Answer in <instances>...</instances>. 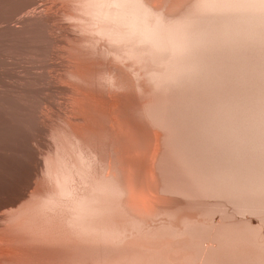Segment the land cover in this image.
Returning a JSON list of instances; mask_svg holds the SVG:
<instances>
[{
    "label": "rangeland",
    "instance_id": "1",
    "mask_svg": "<svg viewBox=\"0 0 264 264\" xmlns=\"http://www.w3.org/2000/svg\"><path fill=\"white\" fill-rule=\"evenodd\" d=\"M48 1L39 0L37 4L39 9L48 6ZM56 1L64 3L65 0ZM188 1L191 0H147V5L150 8H146L142 1L137 2L138 5L131 2V13L135 12L129 17L131 23L133 16L139 17L134 19L136 26L133 25L134 23L132 24L136 29L128 25L130 29H133V33L130 32L131 36L142 38V41L137 43L135 47L145 52L143 54H147L148 59L151 56L149 61L154 66L159 60L161 62L156 68L161 70L163 67L162 72L153 73L154 75L152 74L151 77L153 79L156 77L155 81H159L158 83L169 88H174L175 91L191 92L190 98L194 101L196 98L197 102L190 101L195 105H193L194 112L191 103L190 106H185V110H187L186 107H190L191 109L188 108L187 112L190 110L189 114L195 120L206 121L209 124L210 128L208 127L207 133L209 137L204 141L205 146L210 147V159L207 163L211 169L209 174L200 172L198 175L195 174L196 176H189L182 168L170 145L163 142V131L153 124L156 118L153 116L154 119H150L153 118L150 115L151 107L148 112L149 116H147L146 105L149 99L148 93H151L152 81L148 78L146 70L141 67L142 65L140 66L139 63L133 62L131 59L123 62L111 59L109 56L100 54L99 50L93 52L90 49L91 53L90 51L86 52V45L72 39V32L75 30L73 26H69L66 33L52 26L50 30H47V33L49 31L51 33H48V45H51L54 40L59 45L56 43L53 46V43L51 46L54 49L47 46L48 50L52 48L50 51L53 53H50L51 56L49 55L50 51L46 50L45 61L43 56H40L42 59L38 57L39 61L38 58L30 61L29 58L20 57L8 65L14 80L18 81L24 77L31 78V80L35 78L33 81L38 84L36 82L32 84V89H35L34 86H36L33 92L35 100L33 98L34 103L32 102V107L36 106V109L31 107L30 115L27 114L28 116L25 115L26 117L20 118V121L23 122L12 145L14 153H12L13 151L5 153V150L1 152L0 209L8 203H16L22 209L24 204L32 205L36 202L40 193L56 192L61 200L50 203L46 221L47 264H264V237L261 235L264 232V0H216L217 2L212 0L211 3L209 0H198L199 2L193 0L194 2L191 1V3L193 2L194 7L191 6V9L192 7L195 9H192V13H195L196 9L199 12L197 11L192 18V13H189L191 11L187 10L188 7L190 9L191 5ZM203 1L206 4L203 3L202 7L199 3ZM152 6L159 7L160 10L152 9ZM195 6L204 8L203 12ZM48 12L56 13V9L52 7ZM199 14L203 15L200 17ZM140 15L143 18L141 21H139ZM56 18L54 23L59 22L60 18ZM135 20L139 21H136L139 25L136 24ZM128 21L130 22V20ZM141 28L142 30H140ZM181 29H190V33L200 39L208 36L211 38L224 36V38L221 44L197 42L192 36V41L181 42L183 37H189V33L184 36ZM50 37L54 40L51 41ZM175 37L181 41H172ZM60 42H62L61 45ZM95 48L99 49L98 46ZM133 57L135 58V56ZM155 59L157 60L155 61ZM187 59L188 62H186ZM18 60L19 62H17ZM135 60L139 61L138 57ZM166 60L182 61L185 66L191 67L177 69V67L165 65ZM35 61L38 63L41 61V63L34 64ZM63 62L66 64L64 65ZM59 63L63 64L59 65ZM72 63L78 66V71L84 76V80L75 79L70 75L69 71L73 70ZM40 65L42 66L40 67ZM58 65L61 69L57 67ZM221 67L223 68L221 69ZM23 68L25 71L28 69L29 71L25 72ZM203 68L204 70H202ZM163 69L165 72L170 69L169 72L172 75L168 73V76L167 72L166 74L163 72ZM109 72L124 83L123 88L108 89L106 77ZM189 72L191 73L190 76ZM49 75L52 76L51 80L48 79L50 78ZM22 76L24 77L21 78ZM175 76L181 77L182 80ZM197 76L198 78H196ZM46 78L47 81H45ZM190 78L191 81H189ZM169 79L170 81H168ZM51 81L58 83L53 85L54 83ZM178 81H181V84ZM205 81L208 83L206 84ZM164 82L166 83L164 84ZM173 82H176V85ZM226 82L227 84H225ZM215 83L218 85H214ZM169 84L173 86L171 87ZM192 84L197 86L191 89ZM198 86L201 87L198 88ZM218 86L219 88H217ZM47 87H52L50 93L43 92L49 90ZM202 87L210 94L208 98L206 96L208 94L204 92ZM211 87L213 88L211 89ZM39 89L41 90L39 91ZM139 89L144 91L143 96H140ZM200 90L205 95L202 92L199 93ZM155 92L152 99H156L159 95L158 90ZM159 93L161 94V92ZM216 94L218 95L217 98ZM52 96L53 98H51ZM199 97H202V102ZM258 100L260 103L257 102ZM37 102H41L43 106L41 103L35 105ZM256 102L263 108L259 109V104L255 107ZM39 105L42 107L39 108ZM180 107L183 109V104H180ZM37 112L39 116L36 114ZM41 116L43 117L41 118ZM255 118L257 119L255 120ZM233 121H239L236 122L238 135L241 136L242 134L248 138L240 145V155L254 154L253 163H249V166L246 167L244 165L246 162L242 161L238 168L240 171L241 166V172L244 171L248 175L231 172V167H229L231 163L228 164L219 155L220 153L231 155L233 152V136L230 135ZM217 124H220V127H217ZM27 126L28 128L25 130ZM247 127L253 128L254 131L246 132L245 128ZM28 130L34 134L30 131L29 134ZM74 135H80L82 139L87 140V144L90 142L95 150L98 157L94 166L96 175L100 174L106 164L109 163V167L124 187L122 193H114L111 189L113 194L108 193L106 188L99 189L101 186H97L95 192H93L94 188H92L93 190L87 188L86 192L92 191L90 196L85 193L86 198L83 196L79 200H73L76 189L70 188L65 183H60L58 179L53 178L52 174L49 178L45 174L43 175L45 165H48L51 171L55 169V159L59 154L70 161L76 160V152L72 142ZM178 137L180 140L185 135L179 133L176 137L177 140ZM241 139L244 140L245 138ZM220 174L222 175L220 176ZM246 175L251 176L252 181H246ZM163 185L168 186L170 190H163ZM100 190L103 192L100 193ZM104 191L109 196L105 195L107 193ZM30 192L32 193L31 196L26 197ZM96 193L98 196L91 197ZM21 219L22 215L19 214L17 220ZM34 221L35 223L39 222V214L36 212H34ZM217 231H220L218 240L216 239ZM17 234L19 233L17 232ZM20 234L22 233L20 232ZM225 239H227L226 243H224ZM217 241L220 245H217ZM15 246L20 251L21 256L23 253V256L19 258L22 262L20 260L19 262L22 264H30L28 262L41 264L39 256L41 247L38 240L18 239L15 241ZM5 247V244H0V250Z\"/></svg>",
    "mask_w": 264,
    "mask_h": 264
},
{
    "label": "bare ground",
    "instance_id": "2",
    "mask_svg": "<svg viewBox=\"0 0 264 264\" xmlns=\"http://www.w3.org/2000/svg\"><path fill=\"white\" fill-rule=\"evenodd\" d=\"M142 1V4H144L147 7H149L147 5V0H65L62 2H57L56 0H49L47 2L48 6H43V9H39L38 7V2L39 0H0V160L2 159L1 157V152L5 150V153H10L11 151H13L12 153H14V149L12 147L13 142H15V139L18 135V130L19 127H21V122L20 118H22L23 116L29 114L30 112H32V102L34 95L33 92L36 89H32V84H35V82L33 81V78L31 80L28 79L27 77L22 76L21 78L23 79H19L14 80L11 74V69H9V64H12L14 60L21 58H29V60L34 61L33 59H37L40 56H45V54H47L46 50H48L47 46L52 47L51 45H54L56 43H58L56 41V43L54 42L55 40L52 39L51 37V41L54 40L53 42H51V45H48V41H49V35L48 33H50V31L47 33V30H50L51 26L52 27H57L59 30H61L62 32L66 33V30H69V26H73L75 30H73V40L75 42H79L82 45H86V52L90 51V49L93 52H96L99 50L100 54H103L105 56H109L111 57V59H116L120 62L126 61V60H132L133 62L139 63L141 67H143L146 70L147 76L148 78L151 79L152 81V89H151V93L149 94V99H148V103H147V110H146V114L147 116H149V108L151 107V114L152 117L154 116L156 118L155 121H153V124L157 125V127H159L162 131H163V142H165L166 144H169L171 149L174 151L176 158H178L179 162L182 165V168L186 171V173L189 176L192 175H198L200 172L202 173H207L209 174V166L207 165L209 159H210V147L205 146V139L209 137L208 133V127L209 124L206 122H202V121H197L195 120L192 115H190L189 111L187 112L188 108L190 107H186L187 110H185V106L187 105H191L194 100L190 98V93L189 91H175L174 88H169L168 86L162 85V83H158L157 81H155L154 79L156 78H152L151 75L153 73H160L162 72V68L161 70H159V68H156V66L158 65V63H161L158 61L157 65L154 66L153 63H151L150 58L148 59L147 54L144 55L142 50L138 49V47H135L137 45V43H139L140 41H142V38H139L137 36H131L132 34H130V32L132 31L133 33V29H130V26L135 25L134 23V19H138V17L135 15V17L133 16L132 20L133 22L131 23V18L129 19V17L131 16V14H135L131 13V9H130V5L131 2L137 3ZM193 1V0H191ZM188 1L190 5V9L188 7L187 10H190L192 13V9L194 5H192V2ZM202 1V0H200ZM212 0H209V2ZM229 1V0H228ZM259 1V0H257ZM261 1V0H260ZM150 2V1H149ZM196 2H199L198 0ZM208 2V1H207ZM209 2L207 3L209 5ZM215 2H217L215 0ZM221 2V1H220ZM225 2V1H224ZM264 2V1H263ZM151 3V2H150ZM149 3V4H150ZM204 1L202 3H199V5L201 4V6L203 7ZM211 3V2H210ZM240 3V2H239ZM260 3V2H259ZM140 4V3H139ZM206 4V2L204 3V5ZM215 4V3H214ZM44 5V4H43ZM133 5V4H132ZM138 5V3H137ZM136 5V6H137ZM195 5H198L195 3ZM213 5V3H212ZM251 5V4H250ZM261 5V4H260ZM259 5V6H260ZM263 5V3H262ZM135 6V5H133ZM188 6V5H187ZM191 6L192 9H191ZM217 6V5H216ZM223 6V5H222ZM228 6V5H227ZM239 7V5H237ZM258 6V5H257ZM264 6V5H263ZM54 7L56 9V13H49L48 10L50 8ZM196 7V6H195ZM202 7H196L199 10H201V12H203L202 10L204 8ZM205 7V6H204ZM134 8V7H133ZM150 8V7H149ZM152 9H156V10H160L159 7L156 8V6H152ZM202 8V9H201ZM207 8V5H206ZM227 8V7H226ZM230 8V7H229ZM240 8V7H239ZM184 10V8H182ZM181 9V10H182ZM238 9V8H237ZM262 9V8H261ZM264 9V8H263ZM53 10V9H52ZM135 10V9H134ZM142 10V9H141ZM147 10V9H146ZM179 10V11H181ZM209 10V8H208ZM232 10V9H231ZM133 11V10H132ZM137 11V10H136ZM139 11V10H138ZM194 11V10H193ZM196 12L198 11L197 9L195 10ZM264 11V10H263ZM150 12V10H149ZM186 12V11H183ZM195 13H192L191 18L194 16ZM199 12V11H198ZM205 12V11H204ZM139 13L141 14V12L139 11ZM144 13V12H143ZM181 13V12H180ZM145 14V13H144ZM165 14V13H163ZM143 15V14H142ZM139 18L141 21L142 18ZM166 15V14H165ZM178 15V14H176ZM182 16V14H180ZM190 15V14H189ZM203 14H199V16L201 17ZM170 16V14H169ZM175 16V15H174ZM180 16V17H181ZM56 17L60 18L59 22L54 23L55 19H57ZM179 17V16H177ZM198 17V18H200ZM165 18H168L165 16ZM196 18V17H195ZM145 19V16H144ZM147 19V18H146ZM171 19V18H169ZM168 19V20H169ZM130 20V22L128 21ZM160 20V19H159ZM189 20H191L189 18ZM138 20H135V22ZM138 21V22H139ZM167 22V20H165ZM131 23V24H130ZM134 23V24H133ZM141 23V22H140ZM155 23V22H154ZM130 26H129V25ZM133 24V25H132ZM137 24V22H136ZM142 24V23H141ZM147 24V23H146ZM145 24V25H146ZM153 24V23H152ZM139 25V23L137 24ZM136 26V25H135ZM142 26V25H141ZM147 26V25H146ZM145 26V27H146ZM150 26V25H149ZM134 27V26H133ZM131 27V28H133ZM135 28V27H134ZM136 29V28H135ZM144 29V28H143ZM260 29V28H259ZM67 30V31H68ZM138 30V29H137ZM142 30V28L140 29ZM182 33L184 34V36L186 34H188L189 37L185 38L183 37L182 41L179 40V38H173L172 41H192V37L197 41H203V43H210V44H221L224 36H218V37H207L204 39H200L195 37L192 33H190V29H181ZM52 31V30H51ZM139 31V30H138ZM253 31V30H252ZM259 31V30H258ZM143 32V31H142ZM145 32V31H144ZM155 32V31H153ZM135 33V32H134ZM140 33V32H139ZM138 33V35H139ZM152 33V32H151ZM51 34V33H50ZM149 34V33H148ZM176 34V33H175ZM252 34V33H251ZM69 35V34H68ZM72 35V34H71ZM134 35V34H133ZM150 35V34H149ZM152 35V34H151ZM247 35V34H246ZM192 36V37H191ZM57 37V36H56ZM61 37V36H59ZM246 37V36H245ZM244 37V38H245ZM250 37V35H249ZM54 38V37H53ZM146 38V36H145ZM253 38V37H252ZM58 39V38H56ZM61 39V38H60ZM70 39V38H69ZM162 39V38H161ZM247 39V38H246ZM63 40V38H62ZM148 40V37H147ZM155 40V38L153 39V41ZM245 40V39H244ZM249 40V39H248ZM60 41V40H59ZM102 41V43H100ZM246 41V40H245ZM158 42V41H156ZM236 42V41H235ZM239 42V41H238ZM248 42V41H247ZM62 42H60L61 45ZM240 43V42H239ZM162 44V43H161ZM59 45V43L57 44ZM243 45V44H242ZM95 46H98L99 49H96ZM49 47V48H50ZM58 47V46H57ZM57 47H55L57 49ZM247 47V46H246ZM53 48V47H52ZM52 48H50V50H52ZM59 48V47H58ZM62 48V47H61ZM60 48V49H61ZM54 49V48H53ZM72 49V48H71ZM237 49V48H236ZM48 50V51H50ZM240 50H242L240 48ZM247 50V48H246ZM61 51V50H58ZM150 51V50H149ZM153 51V50H152ZM243 51V50H242ZM245 51V50H244ZM52 51L49 52V55H51ZM63 52V51H61ZM154 52V51H153ZM164 52V51H163ZM166 52V51H165ZM202 52V51H201ZM239 52V51H238ZM250 52V50H249ZM53 53V52H52ZM60 53V52H58ZM64 53V52H63ZM91 53V51H90ZM152 53V52H151ZM160 53V52H159ZM205 53V52H204ZM247 53V52H246ZM61 54V53H60ZM161 54V53H160ZM196 54V53H195ZM47 55V56H49ZM57 55V53L55 54V56ZM193 55V54H192ZM212 55V54H211ZM241 55V54H240ZM243 55V54H242ZM247 55V54H246ZM52 56V55H51ZM54 56V57H55ZM68 56V55H67ZM135 56V58L133 57ZM156 56V55H155ZM191 56V55H190ZM208 56V55H207ZM50 57V56H49ZM47 57V58H49ZM58 57V56H57ZM72 57V56H71ZM138 57L139 61H136L135 59ZM153 57V54H152ZM197 57V56H195ZM201 57V56H200ZM204 57V56H202ZM245 57V56H244ZM243 57V58H244ZM31 58V59H30ZM41 58V57H40ZM46 58V59H47ZM52 58V57H51ZM61 58V57H60ZM158 58V57H157ZM174 58V57H173ZM177 58V57H176ZM185 58V57H184ZM193 58V57H192ZM241 58V57H240ZM246 58V57H245ZM42 59V58H41ZM57 59V58H55ZM59 59V58H58ZM63 59V58H62ZM69 59V58H68ZM154 59V58H153ZM166 59V58H165ZM164 59V60H165ZM172 59V57H171ZM179 59V58H178ZM189 59V58H188ZM188 59L186 62H188ZM219 59V58H218ZM224 59V58H223ZM21 60V59H20ZM50 59H48L49 61ZM54 60V59H53ZM157 59H155L156 61ZM163 60V58H162ZM176 60V59H175ZM180 60V59H179ZM182 60V58H181ZM186 60V59H185ZM196 60V59H195ZM198 60V59H197ZM196 60V61H197ZM23 61V60H22ZM39 61V58H38ZM45 61V58H44ZM47 61V60H46ZM51 61V60H50ZM59 61V60H58ZM68 61V60H67ZM195 61V62H196ZM203 61V60H202ZM209 61V59H208ZM213 61V60H212ZM211 61V62H212ZM221 61V60H220ZM227 61V60H226ZM239 61V60H238ZM252 61V60H251ZM19 62V60L17 61ZM60 62V61H59ZM191 62V61H190ZM193 62V61H192ZM191 62V63H192ZM210 62V61H209ZM230 62H232L230 60ZM25 64H27L26 62H24ZM41 61L38 63L35 61L34 64H40ZM43 60H42V64H43ZM48 63V62H47ZM64 65L66 64V62H63ZM62 63V64H63ZM199 63V61H198ZM233 63V62H232ZM238 63V62H237ZM23 64V63H22ZM19 64V65H22ZM49 64V63H48ZM55 64V63H54ZM59 63V65H62ZM164 65V63H162ZM188 64V63H187ZM208 64V62L206 63V65ZM213 64V62H212ZM218 64V63H217ZM229 64V62L227 63V65ZM235 64V63H234ZM262 64V63H261ZM30 65V64H29ZM44 65V64H43ZM57 66L60 68V66ZM68 65V64H67ZM161 65V64H160ZM165 65H170V67H177V69H186V67H188L189 65L185 66V64L181 62L177 61H168L166 60ZM164 65V67H166ZM222 65V64H221ZM37 66V65H36ZM42 65H40L41 67ZM51 66V65H50ZM81 66V65H80ZM195 66V65H194ZM200 66V65H199ZM204 66V65H203ZM209 66V65H208ZM211 66V65H210ZM214 66V65H213ZM231 66V65H230ZM241 66V65H240ZM20 66H18L19 68ZM25 67V66H24ZM56 67V69H58ZM66 67V66H65ZM72 71L70 72V75L72 77H74L75 79H80V80H84V76H82V74L79 73L78 71V66L77 65H73L72 63ZM160 67V66H159ZM169 67V68H170ZM191 67V66H189ZM217 67V66H216ZM29 68V67H28ZM168 68V67H167ZM166 68V70H167ZM220 68V67H219ZM218 68V69H219ZM223 67H221L222 69ZM233 68V67H232ZM17 69V68H16ZM15 69V70H16ZM20 69V68H19ZM18 69V70H19ZM24 69V68H23ZM25 69L27 70V68L25 67ZM24 69V71H25ZM30 69V68H29ZM28 69V71H29ZM35 69V68H34ZM39 69V67H38ZM42 69V68H41ZM61 69V68H60ZM175 69V68H174ZM194 69V68H193ZM199 69V68H198ZM34 73L35 71L33 69H31ZM30 70V71H31ZM164 70V69H163ZM170 70V69H169ZM168 70L167 74L170 73ZM197 70V69H196ZM204 70V68L202 69ZM208 70V69H207ZM216 70V69H215ZM220 70V69H219ZM234 70V68H233ZM13 71V70H12ZM17 71V70H16ZM25 71V72H28ZM59 71V69H58ZM175 71V70H173ZM181 71V70H180ZM206 71V70H205ZM211 71V70H210ZM20 72V71H19ZM38 72V71H37ZM41 72V71H40ZM39 72V74H40ZM165 74V70L163 71ZM172 72V70H171ZM184 72V71H183ZM188 72V71H187ZM191 72L193 74V71L191 69ZM195 72V71H194ZM202 72V71H201ZM16 73V72H15ZM24 73V72H23ZM44 74H46L45 72H43ZM42 73V74H43ZM60 73V72H59ZM58 73V75H59ZM176 73V71H175ZM180 73V72H179ZM182 73V72H181ZM190 73V72H189ZM200 73V72H199ZM206 73V72H205ZM214 73V72H213ZM222 73V72H221ZM235 73V72H234ZM25 74V73H24ZM31 74V73H30ZM36 74V73H35ZM38 74V76H39ZM52 74V73H51ZM65 74V73H64ZM163 74V73H162ZM177 74V73H176ZM207 74V73H206ZM205 74V75H206ZM215 74V73H214ZM16 75V74H14ZM20 75V74H19ZM34 75V74H33ZM57 75V76H58ZM154 75V74H153ZM170 75H172L170 73ZM175 75V74H174ZM178 75V74H177ZM183 75V74H182ZM191 75V73L189 74V76ZM218 75V73H217ZM263 75V74H262ZM17 76V75H16ZM21 76V75H20ZM28 76V75H27ZM31 76V75H30ZM46 76V75H45ZM51 80V75H49ZM48 76V77H49ZM56 76V77H57ZM165 76V75H164ZM162 76V77H164ZM169 76V74H168ZM181 76V75H180ZM184 76V75H183ZM187 76V74H186ZM203 76V75H202ZM223 76V75H222ZM37 77V76H36ZM55 77V76H54ZM115 75L111 72H109L107 74V87L108 89L112 90V89H121L124 86V83L122 81H120L118 79V77H115ZM158 77V75H157ZM161 77V78H162ZM166 77V76H165ZM178 77V76H175ZM193 77H195L193 75ZM207 77V76H206ZM212 77V76H210ZM228 77V76H227ZM18 78V77H16ZM40 78V77H39ZM60 78V77H59ZM179 78V77H178ZM181 78V77H180ZM179 78V79H180ZM187 78V77H186ZM192 78V77H191ZM191 78L189 81H191ZM198 78V76L196 77ZM194 78V79H196ZM208 78V77H207ZM235 78V77H233ZM38 80V78H36ZM46 78L45 81L48 80ZM55 79V78H53ZM149 79V80H150ZM160 79V78H159ZM175 79V78H174ZM177 79V78H176ZM175 79V80H176ZM201 79V78H200ZM205 79V77H204ZM203 79V80H204ZM211 79V78H210ZM214 79V77H213ZM216 79V78H215ZM226 79V78H225ZM255 79V78H254ZM49 80V81H50ZM60 80V79H59ZM65 80V79H64ZM158 80V79H156ZM161 80V79H160ZM164 80V79H162ZM182 80V78H181ZM236 80V79H234ZM39 81V80H38ZM56 81V80H54ZM165 81V80H164ZM170 81V79L168 80ZM186 81V80H185ZM198 81V80H197ZM212 81V80H210ZM216 81H218L216 79ZM52 82V81H51ZM65 82V81H64ZM161 82V81H160ZM163 82V81H162ZM172 82V80H171ZM181 84V81H178ZM200 82V80H199ZM206 84L208 83L207 81H205ZM215 82V81H213ZM222 83V81H220ZM37 83V82H36ZM43 83V81H42ZM48 83V82H47ZM54 83V82H52ZM58 83V82H57ZM57 83H54L53 85H57ZM66 83V82H65ZM166 82H164L165 84ZM170 83V82H167ZM174 84L176 82H173ZM172 83V84H173ZM187 83V81L185 82ZM182 83V84H185ZM189 83V82H188ZM195 83V81H194ZM201 83V82H200ZM199 83V84H200ZM211 83V82H209ZM218 83V82H217ZM243 83V82H242ZM38 84V83H37ZM60 84V82H59ZM63 84V83H62ZM179 84V83H177ZM197 84V83H196ZM204 85V83H201ZM219 84V83H218ZM218 84H214V85H218ZM227 84V82L225 83ZM235 84V83H234ZM42 85V84H41ZM64 85V84H63ZM67 85V84H66ZM77 85V84H76ZM171 86V84H169ZM176 85V84H175ZM174 85V86H175ZM191 85V84H190ZM193 86H191V89H194L196 86L194 84H192ZM212 85V84H210ZM237 85V83H236ZM40 86V85H39ZM46 86V85H45ZM44 86V87H45ZM173 86V85H172ZM171 86V87H172ZM179 86V85H178ZM206 86V85H205ZM204 86V87H205ZM68 87V86H66ZM184 87V86H183ZM182 87V88H183ZM186 87V86H185ZM194 87V88H193ZM201 87V86H200ZM198 86V88H200ZM202 87V88H204ZM207 87V86H206ZM210 87V86H208ZM221 87V86H220ZM235 87V86H234ZM233 87V88H234ZM38 88V87H37ZM48 88V87H47ZM52 88V87H51ZM48 88V91H43V92H49L52 89ZM213 87H211L212 89ZM215 88V87H214ZM219 88V86L217 87ZM222 88V87H221ZM229 88V87H228ZM43 89V88H42ZM46 89V88H45ZM51 89V90H50ZM55 89V88H54ZM57 89V88H56ZM70 89V88H69ZM75 89V87H74ZM181 89V87H180ZM209 89V90H211ZM41 89H39L40 91ZM44 90V89H43ZM61 90V89H60ZM66 90V89H65ZM158 90L159 92H161V94L158 92V96L156 97V99H152L153 97V93H156L155 91ZM199 90V89H198ZM205 93H207L208 96L210 95L208 93V91L206 92L205 88L203 89ZM215 90V89H214ZM221 90V89H220ZM227 90V89H226ZM59 91V89H58ZM67 91V90H66ZM78 91V89H77ZM191 91V90H190ZM195 91V90H192ZM243 91V90H242ZM38 92V91H37ZM42 92V93H43ZM54 92V91H53ZM62 92V91H61ZM60 92V93H61ZM140 93V96H143L145 93L144 91H142L141 89H139L138 91ZM199 92V91H198ZM202 94L204 93L202 90H200L199 93ZM210 92V91H209ZM217 92V90H216ZM223 92V91H222ZM36 93V92H35ZM39 93V92H38ZM50 93V92H49ZM52 93V92H51ZM66 93V92H65ZM197 93V92H196ZM195 93V94H196ZM204 93V95H205ZM229 93H231L229 91ZM236 93V92H235ZM41 94V93H40ZM38 94V95H40ZM69 94V93H66ZM201 94V95H202ZM49 95V94H48ZM57 95V94H55ZM70 95V94H69ZM74 95V94H73ZM81 95V94H80ZM108 95V94H107ZM203 95V96H204ZM193 96V95H192ZM197 96V95H196ZM217 94H216V98H217ZM254 96V95H253ZM36 97V96H35ZM39 98V96H37ZM43 97V95H42ZM41 97V98H42ZM45 97V96H44ZM55 97V96H54ZM88 97V96H87ZM109 97V96H108ZM237 97V96H236ZM258 97V96H257ZM37 98V99H38ZM53 98V96L51 97ZM67 98V97H66ZM72 98V97H71ZM155 98V97H154ZM193 98V97H192ZM202 97H199V99H201ZM207 98H205L207 100ZM261 98V97H260ZM46 99V97H45ZM48 99V98H47ZM55 99V98H54ZM69 99V98H68ZM78 99V98H77ZM81 99V98H80ZM84 99V98H83ZM98 99V98H97ZM196 101V98H194ZM35 100V98H34ZM50 100V98H49ZM96 100V99H95ZM193 100V101H192ZM198 100V97H197ZM204 100V101H206ZM213 100V99H211ZM45 101V100H43ZM66 101V100H65ZM73 101V100H72ZM75 101V100H74ZM191 101V102H190ZM194 101V102H195ZM203 101V102H204ZM95 102V101H94ZM99 102V101H98ZM197 102V101H196ZM202 102V99H201ZM199 101V103H201ZM257 102L260 103V100H258ZM256 102V106L259 104ZM261 102H263V100H261ZM40 104L41 102H37ZM44 103V102H43ZM53 103V102H52ZM71 103V102H70ZM78 103V101H77ZM102 103V102H101ZM191 103V104H190ZM206 103V102H205ZM264 103V102H263ZM46 104V103H44ZM75 104V103H74ZM105 104V103H104ZM103 104V105H104ZM116 104V103H115ZM180 104H183V109H181ZM250 104V103H249ZM42 105V103H41ZM73 105V104H72ZM94 105V104H93ZM194 105V103L192 104V106ZM204 105V104H203ZM34 106V104H33ZM40 106V105H39ZM38 106V107H39ZM43 106V105H42ZM42 106H40L39 108H41ZM54 106V105H53ZM57 106V105H56ZM77 106V105H76ZM191 106V107H192ZM195 106V105H194ZM194 106H193V112H194ZM200 107L202 105H199ZM244 106V105H243ZM32 107V108H31ZM55 107V106H54ZM65 107V106H64ZM198 107V106H196ZM195 107V108H196ZM254 107V108H255ZM262 106H260L259 104V109ZM37 108V109H39ZM48 108V107H47ZM59 108V107H57ZM79 108V107H78ZM109 108V107H108ZM245 108V107H244ZM248 108V107H247ZM263 108V107H262ZM34 110L36 109V106L33 108ZM61 109V108H60ZM191 109V108H190ZM198 110V108H196ZM201 109V108H199ZM203 109V107H202ZM249 109V108H248ZM33 110V111H34ZM62 110V109H61ZM66 110V109H65ZM65 110L64 113H65ZM263 110V109H262ZM260 110V111H262ZM38 111V110H36ZM35 111V112H36ZM40 111V110H39ZM78 111V110H77ZM241 111V110H240ZM257 111V110H255ZM41 112V111H40ZM43 112V110H42ZM61 112V111H60ZM76 112V111H75ZM82 112V111H81ZM242 112V111H241ZM46 113V112H45ZM58 113V112H57ZM63 113V112H62ZM115 113V112H114ZM201 113V112H200ZM256 113V112H254ZM262 113V112H261ZM264 113V110H263ZM262 113V115H263ZM38 114V112L36 113ZM44 114V113H43ZM42 114V115H43ZM82 114V113H81ZM90 114V113H89ZM88 114V115H89ZM192 114V113H191ZM251 114V113H250ZM32 115V114H31ZM45 115V114H44ZM48 115V114H47ZM200 115V114H199ZM28 116V115H27ZM35 116V115H34ZM39 116V114H38ZM37 116V117H38ZM68 116V114H67ZM109 116V114H108ZM251 116V115H250ZM260 116V115H259ZM264 116V115H263ZM26 117V116H25ZM36 117V116H35ZM43 116H41L42 118ZM49 117V116H48ZM73 117V116H71ZM75 117V116H74ZM73 117V118H74ZM78 117V116H76ZM150 118L151 120L154 119ZM84 118V117H83ZM261 118V116H260ZM37 119V118H35ZM68 119V118H67ZM72 119V118H71ZM70 119V120H71ZM257 118H255L256 120ZM34 120V119H31ZM85 120V119H84ZM206 120V119H205ZM252 120V119H251ZM250 120V122H251ZM254 120V121H255ZM41 121V120H40ZM248 121V120H247ZM253 121V120H252ZM262 121V120H261ZM35 122V121H34ZM42 122V121H41ZM40 122V123H41ZM70 122V121H69ZM74 122V121H73ZM236 122L239 121H233L231 124V133L230 135L233 136L232 137V148H233V152L231 153V155L229 154H222L220 153L219 155L222 157L223 160H226L229 163H231V172H233L234 174L238 173H242V174H247L246 172L242 171L241 172V166H240V171H239V165L240 162H246V167L249 166V163H253V157L254 154H243L240 155L239 151L241 150V143L247 141V137H244L242 134L241 136L238 135L237 133V129H236ZM256 122V121H255ZM260 121H258V124ZM32 123V122H31ZM254 124V122H252ZM264 123V122H263ZM35 124V123H33ZM45 124V123H44ZM70 124V123H69ZM75 124V123H74ZM85 124V123H84ZM88 124V123H87ZM86 124V125H87ZM251 124V123H250ZM83 125V124H82ZM230 125V124H229ZM263 125V124H262ZM32 127V125H30ZM85 126V125H83ZM82 126V127H83ZM250 126V125H249ZM264 126V125H263ZM40 127V125H39ZM89 127V126H88ZM217 127H220V124H217ZM27 127H25L26 130ZM51 128V127H50ZM210 128V127H209ZM24 129V128H23ZM30 129V128H29ZM39 129V128H37ZM47 129V128H46ZM54 129V128H53ZM91 129V128H90ZM246 132H253L254 129L253 128H245ZM260 129V128H259ZM263 129V127H262ZM21 130V129H20ZM36 130V129H35ZM48 130V129H47ZM33 131L28 130L27 132L29 133ZM37 131V130H36ZM262 131V130H261ZM264 131V130H263ZM262 131V132H263ZM49 132V131H48ZM259 132V131H258ZM26 133V132H25ZM34 134V132H32ZM182 134L185 135V137L179 140L176 139V137L178 136V134ZM30 134V133H29ZM86 134V133H85ZM253 134V133H252ZM255 134V133H254ZM259 134V133H258ZM97 134H95L96 136ZM177 135V136H176ZM262 136V135H261ZM259 136V137H261ZM97 137V136H96ZM175 137V138H174ZM26 138V137H25ZM241 138H245L244 140H242ZM258 138V137H257ZM6 140V141H5ZM199 143H198V141ZM207 140V139H206ZM17 141V140H16ZM26 141V140H25ZM87 141V140H86ZM86 141L84 139H82V137L80 135H74L72 142L74 143V150L76 152V160L75 161H70L68 159H66L62 154H59L57 156L56 160V166L55 169L53 171H51L48 168V165L44 166L43 169V175L45 174V176H47V178H49V176L52 174L53 178L58 179V181L62 184L65 183V185L69 186L70 188H74L76 189L75 191V196L73 198V200H79L81 199L83 196V198H86L85 196L88 195L90 196L92 194V191L89 190V192H86L87 188L93 190L92 188H94L95 192V187L98 188L97 186H101L99 189H102L103 187L106 188V190H108V193L111 192L113 194L114 193H122L124 191V187L122 186V184L120 183L119 178L115 175V173H113V171L111 170V168L109 167V163L106 164V167H104V169L100 172V174L96 175L95 171H94V166L96 164V158H98L96 156V152L95 150L92 148L90 142H88V144L86 143ZM213 141V140H212ZM228 141V140H227ZM30 142V141H29ZM28 143V142H27ZM7 144V145H6ZM24 145V143H22ZM99 144V143H98ZM28 145V144H27ZM99 146V145H98ZM256 148V147H255ZM224 149V148H222ZM219 151V150H218ZM227 152V151H226ZM253 152V151H252ZM21 155V154H20ZM5 157V156H4ZM162 159V158H161ZM163 160V159H162ZM218 160V158H217ZM211 161V160H210ZM215 161V160H214ZM177 162V161H176ZM213 163V162H212ZM173 164V163H172ZM218 164V163H217ZM212 165V164H210ZM108 166V169H107ZM160 166V165H159ZM213 167V166H212ZM211 167V168H212ZM107 169V170H106ZM216 169V168H215ZM219 169V168H218ZM247 169V168H246ZM167 170V169H166ZM175 171V170H174ZM170 172V171H169ZM214 172V170H213ZM195 175V176H196ZM204 175V174H203ZM222 174H220L221 176ZM248 175V174H247ZM246 175V181H252V177L251 176H247ZM167 176V175H165ZM201 177V176H200ZM196 178V177H195ZM233 178V177H232ZM238 178V177H237ZM201 179V178H199ZM203 179V178H202ZM201 179V180H202ZM194 180V179H193ZM194 183V182H193ZM197 183V182H196ZM208 184V183H207ZM206 184V185H207ZM218 184H220L218 182ZM200 185V184H199ZM203 185V184H202ZM182 187V186H181ZM211 187V186H210ZM103 188V189H104ZM204 188V187H203ZM231 188V187H230ZM85 189V190H84ZM113 191H111V190ZM162 189L164 190H170L168 186L163 185ZM180 189V188H179ZM207 189H209L207 187ZM206 189V190H207ZM84 190V192H83ZM205 190V191H206ZM97 192V191H96ZM103 192V190H100V193ZM105 193H107L106 191H104ZM207 192V191H206ZM86 193V195H85ZM98 193V192H97ZM92 195L91 197L94 196H98V194ZM104 193V194H105ZM105 194L108 195L109 194ZM31 192L28 193L26 195V197H30L31 196ZM101 194V195H104ZM74 195V194H73ZM205 195V194H204ZM207 195V194H206ZM90 197V198H91ZM101 198V196H100ZM104 198V197H103ZM142 198V197H141ZM143 199V198H142ZM141 199V200H142ZM58 200H61V198H59V196L56 194V192H43L40 193L38 196V199L36 202H34L32 205L28 204H24L22 209H20L19 205H17L16 203H8V205L3 206L0 209V244H5L6 247L3 248L5 250H0V264H22L21 260L19 258H21L23 256H21L20 251L17 250L16 246H15V241L18 239H25L26 241H34V240H38V242H40V252H39V256L41 259V264H47L48 262V252H47V247H46V221H47V217H48V210H49V206L50 203L52 201L57 202ZM85 200V199H83ZM104 200V199H103ZM102 200V201H103ZM205 201V200H204ZM16 202V201H15ZM61 202V201H60ZM85 202V201H84ZM81 203V202H79ZM88 203V202H87ZM252 204V203H251ZM202 206V205H201ZM85 208V207H84ZM261 209V208H260ZM21 210V211H20ZM239 210V209H238ZM34 212L39 214V222L35 223L34 221ZM19 214L22 215V219L21 220H17V217L19 216ZM253 214V213H252ZM260 214V213H259ZM249 221V220H248ZM250 224H252L249 221ZM188 224V222H187ZM191 225V224H190ZM260 225V224H259ZM254 227V226H253ZM263 227V226H262ZM211 228V227H210ZM250 228V227H249ZM254 229V228H253ZM97 230V229H96ZM168 230V229H167ZM100 231V230H99ZM105 231V230H104ZM103 231V232H104ZM115 231V230H114ZM113 231V232H114ZM122 231V230H121ZM198 231V230H197ZM244 231V229H243ZM251 231V230H250ZM258 231V230H257ZM17 232L19 234H17ZM20 232L22 234H20ZM172 232V231H171ZM206 232V231H205ZM217 240L218 238H220V231H217ZM246 232V231H244ZM150 233V232H149ZM115 234V232L113 233ZM174 234V233H173ZM176 234V233H175ZM201 234V233H200ZM205 234V233H204ZM252 234V233H251ZM198 235V234H197ZM203 235V234H202ZM215 235V234H214ZM253 235V234H252ZM255 235V234H254ZM264 237V232L261 234ZM222 236V235H221ZM238 237V236H237ZM256 237V236H255ZM201 238V237H200ZM207 238V237H204ZM211 238V235H210ZM203 240V239H202ZM222 240V239H221ZM227 239L224 240V243H226ZM260 241V240H259ZM217 245L219 244V241H217ZM209 243V241H208ZM10 245V246H9ZM227 245V244H226ZM260 246V245H259ZM202 247V246H201ZM218 247V246H217ZM212 248V247H211ZM215 248V246H214ZM213 248V249H214ZM204 249V248H203ZM202 249V252H203ZM169 250V249H168ZM123 253V252H122ZM202 256V255H201ZM202 258V257H200ZM19 260L21 262H19ZM25 261H30V260H25ZM30 264H32V262H28ZM246 264V263H245Z\"/></svg>",
    "mask_w": 264,
    "mask_h": 264
}]
</instances>
